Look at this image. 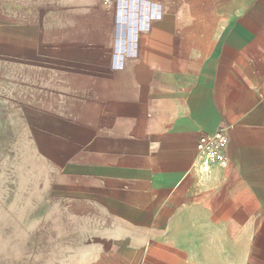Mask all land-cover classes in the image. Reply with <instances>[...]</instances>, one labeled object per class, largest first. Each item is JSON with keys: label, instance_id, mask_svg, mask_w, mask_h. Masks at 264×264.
<instances>
[{"label": "crops", "instance_id": "1", "mask_svg": "<svg viewBox=\"0 0 264 264\" xmlns=\"http://www.w3.org/2000/svg\"><path fill=\"white\" fill-rule=\"evenodd\" d=\"M15 126L54 264H264V0H0Z\"/></svg>", "mask_w": 264, "mask_h": 264}, {"label": "rangeland", "instance_id": "2", "mask_svg": "<svg viewBox=\"0 0 264 264\" xmlns=\"http://www.w3.org/2000/svg\"><path fill=\"white\" fill-rule=\"evenodd\" d=\"M22 126L0 132V264H54L61 240L44 218L39 160L30 158ZM33 157V155L31 156ZM42 212V213H41Z\"/></svg>", "mask_w": 264, "mask_h": 264}, {"label": "built area", "instance_id": "3", "mask_svg": "<svg viewBox=\"0 0 264 264\" xmlns=\"http://www.w3.org/2000/svg\"><path fill=\"white\" fill-rule=\"evenodd\" d=\"M227 142V135L223 131L201 137L198 150L203 159V173H208L213 167L226 161L225 148Z\"/></svg>", "mask_w": 264, "mask_h": 264}, {"label": "bare ground", "instance_id": "4", "mask_svg": "<svg viewBox=\"0 0 264 264\" xmlns=\"http://www.w3.org/2000/svg\"><path fill=\"white\" fill-rule=\"evenodd\" d=\"M123 12H124V11H123ZM141 17H142V16H141ZM124 20H125V19H124ZM137 25H138V24H137ZM140 26H141V25H140ZM143 28H144V26H143ZM134 34H135V33H134ZM123 40H124V39H123ZM123 40H122V41H123ZM134 40H136V39H134ZM124 43H125V41H124ZM130 43H131V42H130ZM124 50H125V49H124ZM123 56H124V55H123ZM120 57H121V56H120Z\"/></svg>", "mask_w": 264, "mask_h": 264}]
</instances>
